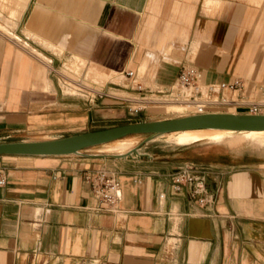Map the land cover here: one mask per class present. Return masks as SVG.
<instances>
[{
	"label": "crops",
	"instance_id": "1",
	"mask_svg": "<svg viewBox=\"0 0 264 264\" xmlns=\"http://www.w3.org/2000/svg\"><path fill=\"white\" fill-rule=\"evenodd\" d=\"M65 59L69 84L96 79L128 100L105 87L93 97L63 90ZM186 64L204 84L243 80L252 97L264 85V0H0V143L152 120L147 108L162 105L129 104L167 89ZM90 148L0 155V264H264V160L155 139L124 157ZM185 162L210 168L205 205L170 189ZM100 167L120 184L113 212L83 177Z\"/></svg>",
	"mask_w": 264,
	"mask_h": 264
},
{
	"label": "built area",
	"instance_id": "2",
	"mask_svg": "<svg viewBox=\"0 0 264 264\" xmlns=\"http://www.w3.org/2000/svg\"><path fill=\"white\" fill-rule=\"evenodd\" d=\"M122 74L123 79L133 76L132 71ZM248 83L243 80L232 82L207 83L201 82L198 69L192 64L184 65L179 71L175 81L167 89L148 90L140 94L129 104L131 110L139 112L147 105L181 104L185 110L181 116L206 113H219L213 110L227 106L240 108L243 112L238 114L264 115V85L259 86L257 91L248 98L246 88ZM139 92L141 90L139 89ZM238 92L236 97L230 93ZM106 94V93H105ZM104 93H100V96ZM113 96V95H112ZM114 97H117L114 95ZM123 100L126 97L119 96ZM210 168L193 162H185L170 174V189L173 193H181L187 189L189 196L200 205L210 202L207 195L206 177ZM84 179L90 184L93 194L105 204V210L115 211L120 197V184L113 170L100 167L86 170ZM6 175L0 170V187L5 186ZM164 194H160L162 198Z\"/></svg>",
	"mask_w": 264,
	"mask_h": 264
},
{
	"label": "water",
	"instance_id": "3",
	"mask_svg": "<svg viewBox=\"0 0 264 264\" xmlns=\"http://www.w3.org/2000/svg\"><path fill=\"white\" fill-rule=\"evenodd\" d=\"M196 129L264 130V115L219 112L185 115L163 120L138 121L56 139L0 143V155H71L127 136L147 135L144 141H148L156 135Z\"/></svg>",
	"mask_w": 264,
	"mask_h": 264
},
{
	"label": "rangeland",
	"instance_id": "4",
	"mask_svg": "<svg viewBox=\"0 0 264 264\" xmlns=\"http://www.w3.org/2000/svg\"><path fill=\"white\" fill-rule=\"evenodd\" d=\"M68 61L69 60L66 61V59L63 60L62 63H60V66L58 68H56V77L58 78L59 84H60L62 89L65 88L64 86L67 85L68 87H71L73 90H77V92H79L81 94H85V95H89L90 97H93L96 92L103 91L102 88L105 87L104 91H106L107 93H110V94L115 95L117 97L125 95L120 91L109 88L112 86H114V88H117L118 86H115V85H112L109 83H107V84L104 83L102 85V84H99L98 80H96V79L92 80L91 83L88 81L85 82L83 80L82 75H81L82 79H80L78 81V83L83 84L84 86H90V89L87 87H84V86L82 87L78 84H75L77 86H74L72 83L69 84L68 82H71V80H69V79H71V78L73 79L75 77L68 75V77H71V78L67 79V77H65L62 74L63 65L65 63H68ZM121 79H122V76H121ZM108 82H113L116 84H122V80H109ZM111 91H114L115 93L111 92ZM125 96H127V95H125ZM173 105L175 106V104H173ZM173 105H172V103H170V104H165L163 106L148 107L145 117L147 119H152V120H163V119L176 118V117L181 116L182 115L181 112H183L185 110V107L183 106V107H179V108L176 107L175 108V107H173ZM179 105H181V104H176V106H179ZM152 120H149V121H152ZM124 122H128V121H114V122L107 123V125H110V124L121 125V123L127 124ZM146 137H147V135L139 134V135H132V137L124 138L126 140H130L133 143L132 145L135 146V147H133L132 145H130V147H128V150L126 151V153L127 154L132 153L135 149H137V145L140 144V142L143 141ZM258 137H259V139L255 140V141L241 140V141H239L241 143L235 145L233 148L227 147V145L225 143H209L207 141H204L205 137H197V141H194V142L187 144V145H180V146H185V147L191 146V147H193L192 152H197V153L203 154L206 157H211L212 155L214 156L218 152L232 151L233 153H236V154L244 153L246 155H252L254 157L253 158L254 160H264V134H260V135H258ZM151 139H155V141H157V143H160L162 145L163 144H166V145L171 144V146L172 145L177 146L167 136H160L157 138L152 137ZM115 144L116 143L114 142V143H111L109 145H99V146H96L95 148H90V149H96V150H99V151L104 152V153L121 154V153H116V152H119L118 150H114L113 146ZM129 148H131V149H129ZM122 157H124V156H122Z\"/></svg>",
	"mask_w": 264,
	"mask_h": 264
},
{
	"label": "bare ground",
	"instance_id": "5",
	"mask_svg": "<svg viewBox=\"0 0 264 264\" xmlns=\"http://www.w3.org/2000/svg\"><path fill=\"white\" fill-rule=\"evenodd\" d=\"M173 107L179 108V107H183V105L176 106V104H175V106L173 105ZM260 134H264V130L234 131V130H225V129H196V130H182V131L169 132L166 134L156 135L153 137L157 138L160 136H167L169 139H171L173 141L174 144L179 145V146L180 145H187V144H190L194 141H197V137H205L204 141H207L209 143H225L227 145V147L233 148L235 145L241 143V142H239L241 140L255 141V140L259 139L258 135H260ZM127 137H132V136H127ZM124 138H126V137H124ZM124 138H120V139H117V140H114L112 142L105 143L102 145H109V144L115 142L116 144L113 146L114 150L119 151L116 153H121V154H116V155H119L122 157V156L127 155L126 151L128 150V147H130V145L133 144L130 140H126ZM94 147H96V146H94ZM94 147H92V148H94ZM133 147H135V146H133ZM129 149H131V148H129ZM135 150L137 151V149H135Z\"/></svg>",
	"mask_w": 264,
	"mask_h": 264
}]
</instances>
